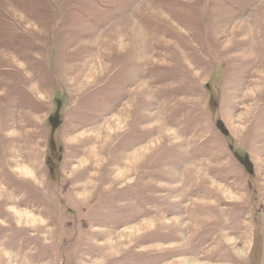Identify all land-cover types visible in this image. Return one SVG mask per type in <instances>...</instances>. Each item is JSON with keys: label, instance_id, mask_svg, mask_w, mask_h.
<instances>
[{"label": "rangeland", "instance_id": "374dc122", "mask_svg": "<svg viewBox=\"0 0 264 264\" xmlns=\"http://www.w3.org/2000/svg\"><path fill=\"white\" fill-rule=\"evenodd\" d=\"M0 264H264V0H0Z\"/></svg>", "mask_w": 264, "mask_h": 264}, {"label": "bare ground", "instance_id": "6f19581e", "mask_svg": "<svg viewBox=\"0 0 264 264\" xmlns=\"http://www.w3.org/2000/svg\"><path fill=\"white\" fill-rule=\"evenodd\" d=\"M24 217H25V219H27L28 221H32L31 219H30V217L29 216H26V215H24ZM21 220H22V218H20ZM33 222V221H32ZM135 229V228H134ZM132 231V230H131ZM133 232V231H132Z\"/></svg>", "mask_w": 264, "mask_h": 264}]
</instances>
